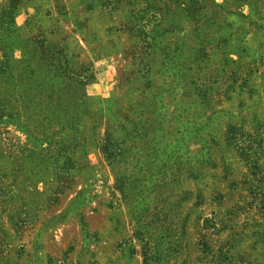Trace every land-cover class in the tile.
<instances>
[{
	"label": "rangeland",
	"instance_id": "obj_1",
	"mask_svg": "<svg viewBox=\"0 0 264 264\" xmlns=\"http://www.w3.org/2000/svg\"><path fill=\"white\" fill-rule=\"evenodd\" d=\"M0 264H264V0H0Z\"/></svg>",
	"mask_w": 264,
	"mask_h": 264
}]
</instances>
